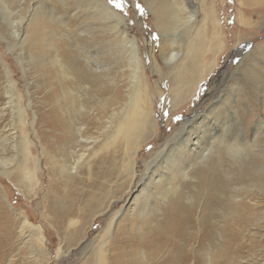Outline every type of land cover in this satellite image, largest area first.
<instances>
[{
	"label": "bare ground",
	"instance_id": "obj_1",
	"mask_svg": "<svg viewBox=\"0 0 264 264\" xmlns=\"http://www.w3.org/2000/svg\"><path fill=\"white\" fill-rule=\"evenodd\" d=\"M15 1L0 0V3H4L6 9L5 3ZM59 1L66 3L67 0ZM73 1L74 15L84 13L87 20H83L81 27L84 26L87 33L94 28L100 31L93 40L100 39L97 45L106 48V55L115 61L114 65H122L121 73L118 72L120 78L126 72V84L120 79L117 81L118 77L116 80L114 76L109 77L110 67L97 61L87 62L90 74L94 75L90 79L82 72L76 54L71 51L61 54V61L74 74L78 85L87 84V90L98 98L90 102L87 97L71 93L72 112L66 121L45 122L51 130L58 131L52 144L43 142L45 146L41 149L48 152L47 156L56 160V153L75 155L68 165L63 162V169L71 178L60 176L48 198V211L61 230L74 227L73 235L79 236L82 232L79 222L90 220L97 210L105 216L109 214L104 205L116 182L112 181L121 178L124 168L127 167L129 183L139 180L131 210L133 215L121 221L122 210L108 215L91 257L81 264H247L254 260L242 257L241 242L264 239L261 226H264V210H257L264 203L259 198L260 195L264 199V189L262 184L248 181L250 177L264 181V167L259 166L264 163V122L258 119L251 130L246 129L245 125L249 127L253 117L245 124L242 118L235 117L230 104L219 98L214 106L223 104V113L219 114L217 106H213L207 114H216L214 118L208 120L204 112L180 125L147 156L138 173L136 160L141 146L160 130L157 107L164 95L162 87L156 86L159 88L153 92L144 76V61L125 17L104 0ZM23 2L28 3L25 10L32 13L33 18L29 0ZM262 2L264 0H244L240 4L248 8ZM147 7L153 13L162 42L169 47L162 61L170 75L165 99L169 102V111H173L189 100L212 69L213 62L205 61L204 57L207 53L215 55L221 47L217 23L205 0H148ZM50 13L54 18V13ZM31 21L28 20L26 28L32 25ZM238 21L242 26H250L248 21ZM9 32L21 45L29 40L23 30L12 27ZM143 33L149 63L155 71L159 67L153 47L149 35L144 30ZM11 44L9 48L13 47ZM91 56L96 58V52ZM59 68L63 70L62 64ZM5 77L7 104L11 105L14 85L7 75ZM261 87L264 88V84ZM233 103L238 105L239 100L234 99ZM228 116L235 122L221 120ZM16 117L20 124L19 112ZM92 129L96 136L90 134ZM12 140L5 138L2 143L12 144L13 151L16 154L19 151L23 157L32 154L31 148L24 151L26 138L22 132L17 142ZM116 143L114 152L100 153L95 149L98 144L106 147ZM54 145H62V148L54 152ZM89 156L93 160L86 177H80L74 186L73 178ZM247 160L249 166H245ZM120 161L124 162L117 169ZM14 163L13 156L0 154V173L6 175ZM20 167L18 172L22 175L24 168ZM35 169H38L37 164ZM48 173L56 172L48 168ZM60 184L64 186L63 191L59 190ZM156 203L159 206H155ZM10 211L16 219L17 214ZM1 219L0 230L7 225L5 230L10 232L8 216ZM18 221L22 237L25 233L41 237L40 229L33 228L25 217H19ZM261 252L263 257L258 264H264V250Z\"/></svg>",
	"mask_w": 264,
	"mask_h": 264
},
{
	"label": "rangeland",
	"instance_id": "obj_2",
	"mask_svg": "<svg viewBox=\"0 0 264 264\" xmlns=\"http://www.w3.org/2000/svg\"><path fill=\"white\" fill-rule=\"evenodd\" d=\"M23 1L25 0L20 1V5L18 0L13 4L5 3L6 9L4 3H0V154L15 158V163L8 169V173H0V222H3L1 217L6 215L11 224L10 232L5 230L8 229L7 225H3L6 228L0 230V264H81L91 257L92 250L97 246L98 234L104 228L106 217L122 210L119 219L121 221L131 214L139 180L129 183L128 170L127 167L124 168L121 178L113 179L112 182H116L104 205L109 214L105 216L97 210L90 220L79 222L78 225L82 224L79 236L73 235L74 227L61 230L54 222L48 211V198L53 194L60 176L71 178L63 169V162H73L75 155L56 153V160L47 156L48 152L45 153L41 147L45 146L44 143L52 144L58 131L51 130L46 123L66 121L72 112L71 93L72 96L89 98L90 102L98 98L87 90V84L78 85L74 74L67 70L64 61H61V54L66 51L76 54L82 72L90 79L94 75H91L87 68L88 61L105 63L110 67L109 77L114 76L115 80L118 77L117 81L120 79L124 81L123 84H126V72L124 71V77L120 78L122 65H114L115 61L110 55H106V48L97 45L100 39L93 40L100 31L94 28L91 33H87L83 29L84 26L81 27L87 20L84 13L74 15L73 0H67L66 3L59 0H29L30 12L34 11L33 18L32 13L29 14L25 10L28 3L26 5ZM104 1L127 20L129 33L134 36L144 61V76L153 92L162 87L164 94L157 107L160 130L141 146L136 160L138 173H141L147 156L158 149L180 125L204 112L208 120L214 118L216 114L208 116L207 111L213 108L219 98L223 103H229L231 111L236 114L235 117L242 118L246 121L245 124H248L250 116L256 120L252 118L249 127L245 125L246 129L251 130L258 119L264 122V88L261 87L264 84V2L247 8L240 4L244 0H205L214 13L221 47L215 55L205 54V61L213 62L212 69L198 84L189 100L169 111L170 105L165 98L169 90L170 75L169 69L162 61L169 47L162 42L153 13L147 7L148 0H122L121 8L109 4L108 0ZM51 11L54 18L50 15ZM31 19L32 25L26 28L28 20ZM238 19L248 21L250 26L240 25ZM12 27L28 34V42L19 44L20 41L14 39L9 32ZM143 30L149 35L153 55L159 67L155 71L149 63ZM9 43H12L13 47L9 48ZM172 48L177 49L175 46ZM94 51L97 57L92 59L91 53ZM59 64H62V71ZM6 75L14 85L11 105L7 104L5 94ZM123 87L125 85L121 87V91L124 90ZM234 99L239 100L238 105L233 103ZM216 106L214 107L218 113H223V104ZM18 112L22 121L20 124L16 117ZM231 118L221 117V120L235 122ZM21 132L26 138L24 151L32 149V154L27 157H23L19 151L16 154L12 144L6 143L5 146L2 143L5 138L17 142ZM90 134L97 135L93 129ZM58 148H62V145H54V152H57ZM116 148L117 143L106 147H100L98 144L95 149L105 153L114 152ZM92 160L91 156L86 159L88 162L82 165L77 177L73 178L74 186L80 177H86ZM123 162L117 164V169ZM36 164L38 169H35ZM18 165L21 169L24 168L22 175L18 172ZM249 165L250 161L247 160L245 166ZM259 166L264 167V163ZM48 168H53L56 173L49 175ZM232 168L236 169L234 166ZM259 179L250 177L248 181L262 184L261 188L264 189V181ZM63 189L64 186L60 184L59 190ZM259 198L264 200L260 195ZM155 206H159L158 203ZM11 209L12 213L17 214L16 219L13 218ZM258 209L264 210V203ZM19 217H25L33 228H39L41 237L36 233H25L22 237L19 234ZM261 226L263 229L264 226ZM241 245L244 248L242 257L249 260L254 258L247 264H258L263 257L261 251L264 250V239H244Z\"/></svg>",
	"mask_w": 264,
	"mask_h": 264
},
{
	"label": "snow or ice",
	"instance_id": "obj_3",
	"mask_svg": "<svg viewBox=\"0 0 264 264\" xmlns=\"http://www.w3.org/2000/svg\"><path fill=\"white\" fill-rule=\"evenodd\" d=\"M108 3L114 5L116 8L122 7V0H108Z\"/></svg>",
	"mask_w": 264,
	"mask_h": 264
}]
</instances>
